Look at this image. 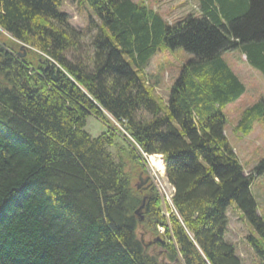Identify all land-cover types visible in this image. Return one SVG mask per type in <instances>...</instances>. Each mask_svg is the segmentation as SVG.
I'll list each match as a JSON object with an SVG mask.
<instances>
[{"label": "trees", "instance_id": "obj_1", "mask_svg": "<svg viewBox=\"0 0 264 264\" xmlns=\"http://www.w3.org/2000/svg\"><path fill=\"white\" fill-rule=\"evenodd\" d=\"M83 1L97 17L86 28L89 60L79 54L88 36L69 23L63 0H0L7 46L19 40L43 54L27 63L0 47V264H160L138 227L167 262L243 264L224 238L232 202L261 237L248 239L264 263V220L250 192L264 159L245 175L223 132V109L244 86L222 58L239 48L264 75V0H200L197 17L171 26L132 0ZM160 45L191 55L164 109L140 76ZM103 112L139 154L162 155L177 213L169 224L152 185L132 183L144 159L128 137L85 131L86 117ZM256 120L264 122V98L236 129L247 135Z\"/></svg>", "mask_w": 264, "mask_h": 264}, {"label": "rangeland", "instance_id": "obj_2", "mask_svg": "<svg viewBox=\"0 0 264 264\" xmlns=\"http://www.w3.org/2000/svg\"><path fill=\"white\" fill-rule=\"evenodd\" d=\"M132 1L138 4H143L146 6L147 10L158 14L166 24L170 26L175 24V22L188 17L191 13L197 17L201 11L199 6L200 0ZM60 10L66 13L69 23L73 27L85 31L84 34L88 36L84 41V49H81L82 52H80V50L79 54L81 57L85 58V60H89L91 58L90 56H92V50L87 43H89V41L91 42L90 37L93 35L94 27H92L91 30H86V28L88 20H96V15L90 6L83 0H63ZM10 37L12 38L9 33L0 28V47L8 50L7 53H11V56L14 55L17 60L34 63L37 61V56L42 54L38 49L32 48L19 40L16 43V47H8V43L11 44V42L8 41ZM15 49L16 51H14ZM74 55H78V53H74ZM67 57L71 60L73 59L72 51L68 52ZM222 58L244 86V92L236 100L227 104L223 109L225 120L223 132L236 155L237 161L243 167V173L249 175L253 172L254 167L264 159V122H262V120H256L253 124L252 130L247 135H242L238 132L236 126L238 125L243 112L264 98V75L248 64L245 55L241 53L239 48L224 51L222 53ZM190 59L191 55L186 53L183 49L171 50L170 48L160 45L158 51L149 59L147 65L143 68V71L140 72L141 78L145 81L144 84L148 87H152L151 93L157 104L160 107H163V109L164 105H167L170 90L174 81L178 77L181 67ZM84 129L91 137L99 136L100 133L106 130H110V132L112 131L113 133L122 131L121 133L128 137L126 138V141L130 145L133 154L136 153L142 155L144 159L140 162V167H137L138 165L134 167L136 173L135 171H130L132 174V183L134 187L138 190L140 189V191H145V186H149L147 184H150V186L152 185L160 200V205L162 207L161 214L166 223L169 224V218L171 216H177L176 210L170 200L172 187L167 181L165 169L161 174L150 166L148 156L152 154L141 152V154H139L137 152L138 147L134 142L132 143V139L126 134L123 125L115 121L114 118L107 114V112H103L99 116L93 114L88 115L86 117ZM111 152L115 154V149H112ZM159 155L160 161L163 163V157L161 154ZM145 179H149V181L144 183L143 181ZM250 192L256 203L257 214L258 216H263L264 220V171L251 177ZM144 196L142 199L145 200ZM141 204L142 202L140 205ZM142 211L143 209L140 213L138 212L141 218ZM226 217L227 224L224 238L234 244L235 252L241 258L242 263L264 264L260 260V253L256 252L248 239V237L256 239L261 237L247 222L242 212L237 208L235 202L227 205ZM162 227V224L157 225V230L161 234L165 231V228ZM161 228L163 229V232L161 231ZM137 237L142 240L143 244L148 249L147 252L149 254L158 257L160 264H184L181 258H176L175 262H167L164 256L166 252H164L160 246L155 245L153 242V236H151L150 233H146L141 227H138L137 229ZM262 244V250L264 251V241ZM179 260L180 263H177Z\"/></svg>", "mask_w": 264, "mask_h": 264}, {"label": "bare ground", "instance_id": "obj_3", "mask_svg": "<svg viewBox=\"0 0 264 264\" xmlns=\"http://www.w3.org/2000/svg\"><path fill=\"white\" fill-rule=\"evenodd\" d=\"M148 161H149L150 166L153 167V169H155V171H158L161 174L164 172V164L161 163L159 154L149 155Z\"/></svg>", "mask_w": 264, "mask_h": 264}, {"label": "water", "instance_id": "obj_4", "mask_svg": "<svg viewBox=\"0 0 264 264\" xmlns=\"http://www.w3.org/2000/svg\"><path fill=\"white\" fill-rule=\"evenodd\" d=\"M144 183L146 182V179L143 181ZM141 184V183H140ZM147 187L145 186V189H146ZM142 204L135 210V213L137 214L139 211H140V209L142 208V206H143V202H144V199H142Z\"/></svg>", "mask_w": 264, "mask_h": 264}, {"label": "flooded vegetation", "instance_id": "obj_5", "mask_svg": "<svg viewBox=\"0 0 264 264\" xmlns=\"http://www.w3.org/2000/svg\"><path fill=\"white\" fill-rule=\"evenodd\" d=\"M146 181L148 182V181H149V179H146ZM147 185H149V186H150V184H147ZM149 186H147V188H148ZM147 188H146V189H147Z\"/></svg>", "mask_w": 264, "mask_h": 264}, {"label": "built area", "instance_id": "obj_6", "mask_svg": "<svg viewBox=\"0 0 264 264\" xmlns=\"http://www.w3.org/2000/svg\"><path fill=\"white\" fill-rule=\"evenodd\" d=\"M162 228H163V227H162ZM162 228H161V229H162ZM161 231L163 232V229H162Z\"/></svg>", "mask_w": 264, "mask_h": 264}]
</instances>
